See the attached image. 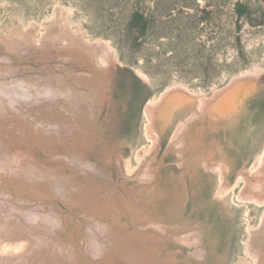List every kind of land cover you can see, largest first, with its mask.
<instances>
[{"label": "bare ground", "instance_id": "bare-ground-1", "mask_svg": "<svg viewBox=\"0 0 264 264\" xmlns=\"http://www.w3.org/2000/svg\"><path fill=\"white\" fill-rule=\"evenodd\" d=\"M12 33L0 35V264H179L173 241L205 264V228L174 209L161 214L168 192L156 156L170 132L186 198L190 167L216 164L214 153L201 151L200 122L232 116L257 75L236 77L212 97L177 84L151 100L143 113L152 146L138 153L139 170L119 153L90 158L101 143L97 122L118 61L109 45H93L68 27L41 40ZM218 168L226 192L229 168ZM244 170L240 199L264 207V150ZM246 250L264 264V214Z\"/></svg>", "mask_w": 264, "mask_h": 264}, {"label": "rangeland", "instance_id": "rangeland-1", "mask_svg": "<svg viewBox=\"0 0 264 264\" xmlns=\"http://www.w3.org/2000/svg\"><path fill=\"white\" fill-rule=\"evenodd\" d=\"M238 4L245 7L242 14ZM65 27L93 45H109L118 60L110 101L97 122L102 144L90 157L94 162L106 152L119 153L142 170L138 153L152 146L143 112L167 88L184 85L212 97L236 77L257 75L242 89L246 95L232 116L200 122L201 151L214 153L216 164L210 170L190 167L186 198L179 192L183 170L169 149L170 132L155 162L162 164L159 180L168 192L161 214L169 217L174 209L180 220L205 228L206 263L254 264L246 245L264 207L240 199L239 177L258 165L264 150V0H0V35L13 36L17 29L41 40ZM221 162L229 168L227 193L221 192ZM170 248L179 264H196L195 252L175 241Z\"/></svg>", "mask_w": 264, "mask_h": 264}, {"label": "trees", "instance_id": "trees-1", "mask_svg": "<svg viewBox=\"0 0 264 264\" xmlns=\"http://www.w3.org/2000/svg\"><path fill=\"white\" fill-rule=\"evenodd\" d=\"M244 8H245V7H243L242 5L238 4V5H237L238 14H242V10H243Z\"/></svg>", "mask_w": 264, "mask_h": 264}]
</instances>
